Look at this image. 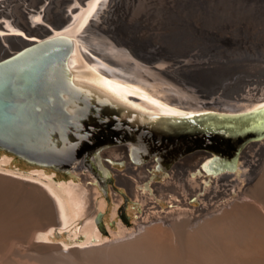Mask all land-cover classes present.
Returning <instances> with one entry per match:
<instances>
[{
	"label": "rangeland",
	"instance_id": "obj_1",
	"mask_svg": "<svg viewBox=\"0 0 264 264\" xmlns=\"http://www.w3.org/2000/svg\"><path fill=\"white\" fill-rule=\"evenodd\" d=\"M16 4L20 6L22 1ZM104 9L89 24L87 35L97 50L110 54L125 47L146 64L164 63V71L180 67L178 78L201 95H235L232 90L239 84L234 77L239 75L244 83L248 80L254 86L264 84V0H110ZM228 97L223 99H235ZM250 150L245 149L248 153ZM105 152L101 165L108 173L104 175L95 163L94 168L105 177L107 196L98 176L90 168L84 169L98 181L101 197L106 199L107 208L101 212L107 232L102 231V235L109 239L119 223L133 228L144 208L119 183L117 173L127 170L126 164H119L123 158L106 157ZM5 154L0 149V158ZM258 154L263 158L256 154V165L251 168L247 165L249 157L246 162L240 160L238 168L230 173L231 183L224 177L219 189L221 192L230 188L227 193L230 192L248 167L251 179L243 185L249 184L247 192L254 197L243 196L222 211L205 214L192 223L184 222L186 218L173 225L156 222L128 238L99 247H62L59 242H66L69 235L62 231L51 236L52 242H38L36 232L55 220L50 201L41 190L0 174V264H264V147ZM10 158L7 167L11 169H34L26 161ZM151 173L150 189L156 194L153 185L164 182L169 174L161 170ZM55 174L57 180L72 179L60 171ZM114 194L121 197V202L112 217ZM200 194L191 198L190 204L208 210ZM155 201L170 206L159 198Z\"/></svg>",
	"mask_w": 264,
	"mask_h": 264
},
{
	"label": "water",
	"instance_id": "obj_2",
	"mask_svg": "<svg viewBox=\"0 0 264 264\" xmlns=\"http://www.w3.org/2000/svg\"><path fill=\"white\" fill-rule=\"evenodd\" d=\"M31 39L32 43L0 58V149L50 176L53 184L66 180H57L49 169L71 176L81 165L98 176L107 196L105 177L94 170V163L113 147L123 148L133 164H146L155 171H168L194 153L209 155L211 166L223 170L237 164L249 144L264 140V106L246 111L204 106L179 113L143 109L132 104L137 95L124 101L76 76L72 37L57 33ZM85 54L104 61L91 48ZM0 174L42 188L32 178L2 170ZM102 217V212L96 217L101 233L107 232ZM61 231L67 230H61L57 216L36 232L35 239L52 242L51 236Z\"/></svg>",
	"mask_w": 264,
	"mask_h": 264
},
{
	"label": "bare ground",
	"instance_id": "obj_3",
	"mask_svg": "<svg viewBox=\"0 0 264 264\" xmlns=\"http://www.w3.org/2000/svg\"><path fill=\"white\" fill-rule=\"evenodd\" d=\"M16 1H22V5H15ZM109 1L0 0V58L32 43L31 38H43L64 33L75 41L71 65H76L78 68L75 73L76 76L79 79L83 78L95 83L124 101L129 100L130 94L139 96L138 101L132 103L137 107L164 113H179L204 106H220L228 111H246L264 106V84L254 86V83L247 79V82L244 83L245 80L242 81L240 75L234 77L235 82L239 84L234 87V91L232 90L235 95H223L224 97H235V99L232 100L230 97H228L230 99H223L222 94H215L216 92L212 93L213 95H201L195 91V94L193 89H190L178 78L177 73L180 67L169 68L164 71L162 69L163 66H166L164 63L146 64L123 47L125 45H121L122 50H112L110 54H106L101 48L97 50L95 44L89 42L87 38L90 29L89 24L91 25L95 18L103 13L104 8L108 7ZM90 48L98 52L104 61L87 57L85 53ZM260 147H264V140L249 144L241 152L240 160L243 161L244 159L243 162H246L249 157V164H247L248 162L246 164L249 168L255 166L256 154L260 159L263 158L258 154ZM246 148L251 149V153L245 151ZM105 151L106 157L118 156L123 158L120 162L126 164L127 170L117 173L119 183L127 188L134 198L140 200L144 208V212L136 217V224L133 228H127L123 223H119L118 229L112 231V238L109 239L102 235L96 223L97 214L107 208L106 199L101 197L102 192L99 189L98 181L81 165L75 166L72 171L73 174H71L72 179L66 180L63 185L53 184L50 176L48 177L35 168L24 171L7 167L11 161L7 154L0 158V170L32 178L42 184V188L38 189L50 201L54 210V218L56 219L58 216L61 223V230L66 229V233L69 234L66 242L62 241L60 244L66 248L69 247L68 244L81 247L105 246L107 243L128 238L138 229L160 221L173 225L177 224L178 220L186 218V220L183 219L184 222L192 223L194 220H200L205 214L211 215V213L231 205L232 201L243 196L254 197L252 192H247L251 188L249 184L243 185L244 182L251 179L248 175V167L243 169L242 179L237 180V184L234 186L232 185L230 192L227 193L230 188L223 190L224 192L219 191L220 184L222 185L224 182V177L228 179V183H231L230 178L233 176L230 173L238 168L240 160L231 168L219 170V168L211 166L212 161L209 155L204 153L191 154L181 159L168 171H164L169 176L164 182L153 185L156 187V194H153L149 182L153 178L151 171H155L152 167L146 164L141 166L133 164L124 156L123 148L113 147ZM97 165L103 172H107L101 165V161ZM34 172L37 173L34 174ZM50 173L55 175V172ZM139 185L141 189L138 188ZM234 192H237L236 196L233 195ZM199 194L202 205L207 206L208 210H200L190 204L191 198ZM158 198L160 202L167 201L170 206L156 202L155 200ZM114 202L112 217H115L121 197L114 194ZM80 219H84L82 224H79Z\"/></svg>",
	"mask_w": 264,
	"mask_h": 264
}]
</instances>
